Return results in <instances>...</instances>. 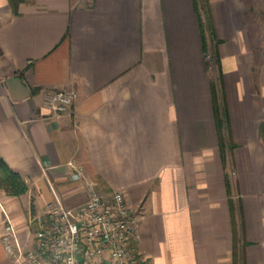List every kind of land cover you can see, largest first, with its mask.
Masks as SVG:
<instances>
[{
	"label": "crops",
	"instance_id": "0c3cea01",
	"mask_svg": "<svg viewBox=\"0 0 264 264\" xmlns=\"http://www.w3.org/2000/svg\"><path fill=\"white\" fill-rule=\"evenodd\" d=\"M207 1L213 32L195 0H0V155L29 186L0 187V236L7 213L32 246L55 194L120 191L150 264H234L236 243L264 264V0ZM50 88L76 90L74 110L54 117ZM0 264H18L1 239Z\"/></svg>",
	"mask_w": 264,
	"mask_h": 264
},
{
	"label": "built area",
	"instance_id": "2783aa9c",
	"mask_svg": "<svg viewBox=\"0 0 264 264\" xmlns=\"http://www.w3.org/2000/svg\"><path fill=\"white\" fill-rule=\"evenodd\" d=\"M206 59L212 60L211 55ZM77 97L76 90L50 88L43 103L58 118L74 110ZM7 218L1 240L19 264H149L140 248L139 217L120 191H92L78 207L67 206L55 194L30 221L36 228L31 248L20 243Z\"/></svg>",
	"mask_w": 264,
	"mask_h": 264
},
{
	"label": "trees",
	"instance_id": "16d2710c",
	"mask_svg": "<svg viewBox=\"0 0 264 264\" xmlns=\"http://www.w3.org/2000/svg\"><path fill=\"white\" fill-rule=\"evenodd\" d=\"M9 1L14 9V12L18 13L20 3L23 0H9ZM195 2H196V7L198 10L199 20H200L202 29L205 30V26L207 25L213 32V27L209 26V24L210 25L212 24V21H211L210 12H209L208 5H207L208 1L204 0L205 17H203L201 9L199 8L198 0H195ZM206 49H207V45H206ZM213 98H214V108H215L216 121L218 125L219 136H220L221 148H222V152L225 155L227 146H232L231 142L229 141L230 136L227 134L228 114H227L226 106L223 104L215 84L213 85ZM261 135L264 140V122L261 125ZM0 187L6 193L10 195H22L26 193L29 189V186L27 182L25 181L24 177L22 176V174L16 171L15 169H13L1 155H0ZM234 233L236 236L237 227L235 223H234ZM234 254H235L234 264H238L239 250H238L237 243L234 247Z\"/></svg>",
	"mask_w": 264,
	"mask_h": 264
},
{
	"label": "rangeland",
	"instance_id": "374dc122",
	"mask_svg": "<svg viewBox=\"0 0 264 264\" xmlns=\"http://www.w3.org/2000/svg\"><path fill=\"white\" fill-rule=\"evenodd\" d=\"M207 55H211V57H212V60H207L206 59V62H207V66L209 67V68H215V69H218V57L216 56V54L215 53H212V51H211V53H206V57H207ZM234 174H235V171H234ZM92 192V191H91ZM25 194V193H24ZM23 195V194H22ZM18 196H20V195H18ZM43 211V210H42ZM42 211H40V212H42ZM40 212H32L31 214H30V216L28 217V219H29V222L31 221V219L34 217V215H36V214H38V213H40ZM6 216H8V214L6 213ZM10 217V216H9ZM12 220V219H11ZM13 221V220H12ZM7 223H8V218H7V222H6V225H7ZM31 224V223H30ZM6 225H5V231L3 232V234L0 236V239H1V237L5 234V232H6ZM15 225V224H14ZM31 226H32V224H31ZM33 228V235H34V244L32 245V246H29L28 248H31V247H35V234H36V228L34 227V226H32ZM15 228H16V226H15ZM17 230V229H16ZM17 232V231H16ZM18 235V234H17ZM19 239V238H18ZM2 241V240H1ZM20 241V240H19ZM13 242L15 243V239L13 240ZM20 243H21V241H20ZM22 244V243H21ZM14 245H16V244H14ZM23 246H25L24 244H22ZM25 247H27V246H25ZM8 252V251H7ZM15 261H16V259H15V257L14 256H12V254L10 255ZM17 262V261H16ZM18 263V262H17ZM19 264V263H18ZM150 264V263H149Z\"/></svg>",
	"mask_w": 264,
	"mask_h": 264
}]
</instances>
